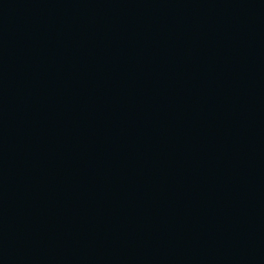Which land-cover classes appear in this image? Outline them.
Segmentation results:
<instances>
[{
    "label": "water",
    "instance_id": "water-1",
    "mask_svg": "<svg viewBox=\"0 0 264 264\" xmlns=\"http://www.w3.org/2000/svg\"><path fill=\"white\" fill-rule=\"evenodd\" d=\"M0 264H264V0H0Z\"/></svg>",
    "mask_w": 264,
    "mask_h": 264
}]
</instances>
